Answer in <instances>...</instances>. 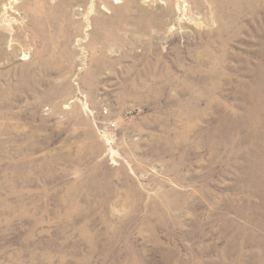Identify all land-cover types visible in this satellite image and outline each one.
<instances>
[{
	"label": "rangeland",
	"instance_id": "rangeland-1",
	"mask_svg": "<svg viewBox=\"0 0 264 264\" xmlns=\"http://www.w3.org/2000/svg\"><path fill=\"white\" fill-rule=\"evenodd\" d=\"M0 264H264V0H0Z\"/></svg>",
	"mask_w": 264,
	"mask_h": 264
}]
</instances>
